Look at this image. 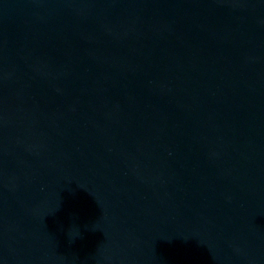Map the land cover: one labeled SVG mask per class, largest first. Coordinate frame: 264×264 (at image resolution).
Wrapping results in <instances>:
<instances>
[{
	"label": "water",
	"instance_id": "obj_1",
	"mask_svg": "<svg viewBox=\"0 0 264 264\" xmlns=\"http://www.w3.org/2000/svg\"><path fill=\"white\" fill-rule=\"evenodd\" d=\"M0 264H264V0H0Z\"/></svg>",
	"mask_w": 264,
	"mask_h": 264
}]
</instances>
